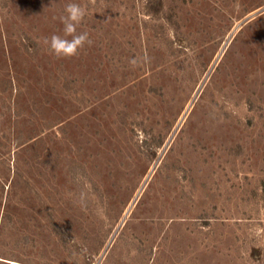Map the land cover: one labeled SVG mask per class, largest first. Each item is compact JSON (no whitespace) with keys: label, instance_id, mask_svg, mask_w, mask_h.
Segmentation results:
<instances>
[{"label":"rangeland","instance_id":"374dc122","mask_svg":"<svg viewBox=\"0 0 264 264\" xmlns=\"http://www.w3.org/2000/svg\"><path fill=\"white\" fill-rule=\"evenodd\" d=\"M0 264H264V0H0Z\"/></svg>","mask_w":264,"mask_h":264},{"label":"clouds","instance_id":"9594fccd","mask_svg":"<svg viewBox=\"0 0 264 264\" xmlns=\"http://www.w3.org/2000/svg\"><path fill=\"white\" fill-rule=\"evenodd\" d=\"M86 15V8L80 4L68 3L65 5L64 14L59 17L60 23L63 25V35L53 34L50 38L44 39V43L48 45L50 52L56 58L76 57L86 45L91 46L92 41L88 32L77 31ZM130 62L136 63L135 60Z\"/></svg>","mask_w":264,"mask_h":264}]
</instances>
